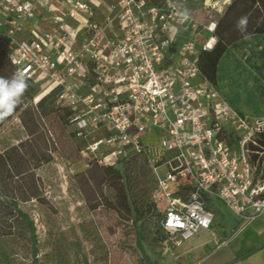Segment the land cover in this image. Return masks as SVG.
I'll return each instance as SVG.
<instances>
[{
    "label": "built area",
    "instance_id": "built-area-1",
    "mask_svg": "<svg viewBox=\"0 0 264 264\" xmlns=\"http://www.w3.org/2000/svg\"><path fill=\"white\" fill-rule=\"evenodd\" d=\"M184 10L176 0H0V50L26 73L35 108L53 95L87 160L122 169L145 159L165 247L211 229L215 202L245 222L264 213V120L203 76L216 22Z\"/></svg>",
    "mask_w": 264,
    "mask_h": 264
},
{
    "label": "rangeland",
    "instance_id": "rangeland-1",
    "mask_svg": "<svg viewBox=\"0 0 264 264\" xmlns=\"http://www.w3.org/2000/svg\"><path fill=\"white\" fill-rule=\"evenodd\" d=\"M176 1L207 23L217 22L234 0ZM262 10L264 4L255 6L253 15L261 16ZM262 19L251 21L250 29ZM234 32L239 33L237 28ZM13 73L0 51V77ZM55 109L37 110L24 97L0 122V264H163L168 259L179 264L183 257L174 249L179 246L138 243V225L117 182L102 179L99 170L87 172L83 140L61 118L64 112ZM159 173L163 176L164 169ZM13 204L32 219L35 246ZM215 206L221 207L220 202ZM215 206L211 210L218 222L222 211ZM229 215L238 224L245 220L244 215Z\"/></svg>",
    "mask_w": 264,
    "mask_h": 264
},
{
    "label": "crops",
    "instance_id": "crops-1",
    "mask_svg": "<svg viewBox=\"0 0 264 264\" xmlns=\"http://www.w3.org/2000/svg\"><path fill=\"white\" fill-rule=\"evenodd\" d=\"M215 85L238 113L264 120V35L244 37L226 48L216 65ZM220 205V224L214 214L211 229L174 248L183 257L179 264H264V213L238 224ZM169 260L163 264H175Z\"/></svg>",
    "mask_w": 264,
    "mask_h": 264
},
{
    "label": "trees",
    "instance_id": "trees-1",
    "mask_svg": "<svg viewBox=\"0 0 264 264\" xmlns=\"http://www.w3.org/2000/svg\"><path fill=\"white\" fill-rule=\"evenodd\" d=\"M151 1L158 3L161 0ZM259 4H264V0H234L228 5L223 16L216 22V44L210 52H205L200 55L199 63L201 73L211 82L215 83L217 62L228 46L250 35H264V19H262L259 27L250 29L252 25L251 21L264 16V10L261 11V16L256 17L253 15L255 12L254 7ZM243 16L248 17L246 36L240 32L238 34L234 32V29L237 28V21ZM1 53L3 52L1 51ZM32 92L33 90L30 89L22 98H31ZM53 100V95L48 96L38 104V109L42 110L44 107H53L51 105ZM55 110L57 111L58 109ZM61 118L66 121L67 113L65 112ZM88 165L90 169L87 172L96 169L99 170L102 179L108 178L109 180L111 179L117 182L118 191L122 196L123 203L133 217L134 225H138V243L151 241L152 244L158 243L162 245L163 241L167 239V235L161 227L162 214L156 210L155 205L150 199V193L153 187V176L145 159L140 156L131 157L123 161L122 169L100 166L94 160H88ZM259 171L260 168L255 173L254 183L258 178ZM129 198L132 201L130 204ZM15 206L14 204L12 205L13 210L17 212L21 223L30 234L33 246H35L36 236L33 221L27 214L17 210ZM152 217L155 221H152ZM141 250L143 251L142 248Z\"/></svg>",
    "mask_w": 264,
    "mask_h": 264
},
{
    "label": "clouds",
    "instance_id": "clouds-1",
    "mask_svg": "<svg viewBox=\"0 0 264 264\" xmlns=\"http://www.w3.org/2000/svg\"><path fill=\"white\" fill-rule=\"evenodd\" d=\"M182 15L188 18L187 9ZM247 27L248 17L243 16L237 21V30L246 36ZM28 88V77L24 71L18 70L10 78L0 77V122L14 113Z\"/></svg>",
    "mask_w": 264,
    "mask_h": 264
},
{
    "label": "bare ground",
    "instance_id": "bare-ground-1",
    "mask_svg": "<svg viewBox=\"0 0 264 264\" xmlns=\"http://www.w3.org/2000/svg\"><path fill=\"white\" fill-rule=\"evenodd\" d=\"M210 0H207V2H209ZM228 3V2H227Z\"/></svg>",
    "mask_w": 264,
    "mask_h": 264
},
{
    "label": "flooded vegetation",
    "instance_id": "flooded-vegetation-1",
    "mask_svg": "<svg viewBox=\"0 0 264 264\" xmlns=\"http://www.w3.org/2000/svg\"><path fill=\"white\" fill-rule=\"evenodd\" d=\"M211 1V0H210ZM210 3V2H209ZM206 6V5H205Z\"/></svg>",
    "mask_w": 264,
    "mask_h": 264
},
{
    "label": "water",
    "instance_id": "water-1",
    "mask_svg": "<svg viewBox=\"0 0 264 264\" xmlns=\"http://www.w3.org/2000/svg\"><path fill=\"white\" fill-rule=\"evenodd\" d=\"M206 2H207V0H206Z\"/></svg>",
    "mask_w": 264,
    "mask_h": 264
}]
</instances>
